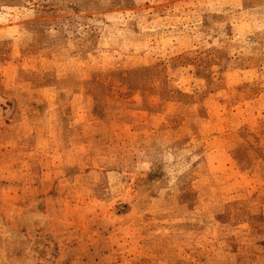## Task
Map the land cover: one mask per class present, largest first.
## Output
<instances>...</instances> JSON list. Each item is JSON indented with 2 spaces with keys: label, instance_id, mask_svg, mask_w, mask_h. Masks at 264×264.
I'll use <instances>...</instances> for the list:
<instances>
[{
  "label": "rangeland",
  "instance_id": "1",
  "mask_svg": "<svg viewBox=\"0 0 264 264\" xmlns=\"http://www.w3.org/2000/svg\"><path fill=\"white\" fill-rule=\"evenodd\" d=\"M0 264H264V0H0Z\"/></svg>",
  "mask_w": 264,
  "mask_h": 264
}]
</instances>
